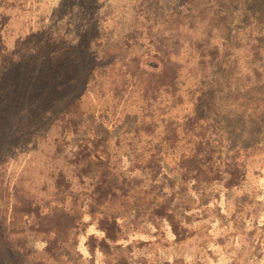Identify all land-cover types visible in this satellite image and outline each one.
Wrapping results in <instances>:
<instances>
[{"label":"rangeland","instance_id":"rangeland-1","mask_svg":"<svg viewBox=\"0 0 264 264\" xmlns=\"http://www.w3.org/2000/svg\"><path fill=\"white\" fill-rule=\"evenodd\" d=\"M158 51L179 81L147 92ZM58 59L90 79L71 117L0 114V264H150L158 225L166 263L264 264V0H0L3 85ZM72 207L116 243L50 245Z\"/></svg>","mask_w":264,"mask_h":264},{"label":"trees","instance_id":"trees-1","mask_svg":"<svg viewBox=\"0 0 264 264\" xmlns=\"http://www.w3.org/2000/svg\"><path fill=\"white\" fill-rule=\"evenodd\" d=\"M154 58L156 59L155 63L147 65L148 67H152L154 70L150 77L151 80L149 82L147 92H155L162 89L168 90L170 86H173V84L179 81V71H173L171 69V58L166 57L165 53H162V51H158ZM63 62L64 60L61 61L58 59V61H54L47 68L41 67L40 69H35L33 71L34 74H37L36 77L41 79V87H43V91L40 95H31L30 93L28 96H25L27 93L25 88L22 87L23 82L15 84L13 88L3 85L2 81H0V114L2 117L5 116L3 120L6 124H10V118L8 115L14 118L23 117V121H21L20 124L25 125V127L28 128V131H32L36 130L34 129L33 122L37 120L45 122L47 121L45 119L52 117L55 121H60L72 116V114L66 111L67 109H59L65 104H69V106H73L74 104L76 105L77 100L87 90L90 79L85 77L83 73H78L75 77L69 75L66 73L68 68L61 65ZM30 79L32 81L31 77ZM38 79L36 80L39 82L40 80ZM38 82L34 84V88L38 86ZM72 85H74V87ZM71 88L74 90L75 94H77V99L72 98V96L67 97ZM11 94L14 98L10 97ZM66 98L68 99L66 100ZM32 99H34V101ZM24 101H28V107L25 105ZM30 124L33 126L29 128ZM66 197H63L62 200L64 201ZM88 202L89 205L94 206L92 199ZM75 203L76 199H74V204ZM71 210L73 212L70 211V213H65L64 216H56V224L50 227L51 233H54L55 242L49 243L50 245L57 242H61L63 244L67 243L69 239L72 238L73 233L86 232L88 227H95L103 235L100 240V247H107L116 243L117 221L118 219L122 220V218H118L117 220L114 219L112 223H108V219L100 220L93 213H89L87 209H76V207H72ZM24 211L28 212V216H31V209L24 208ZM86 216L89 217L88 223ZM173 230L174 231L172 232L175 234L176 242L185 238L183 228L180 229L178 226H173ZM164 232L165 231L161 225L156 227L154 237H157L156 243L158 248L155 249L154 252L152 251V247L150 248L152 241L149 245L144 247L145 251L153 253L154 261L152 260L150 264H170L166 263V261H162V259L166 260L164 258L166 256L164 252L167 249V245L163 244V238L165 237V234H163ZM202 250H204V248H202ZM202 250L201 252H203ZM201 252L196 253L197 256L194 264L207 263V257L210 256L211 253L208 252V254L201 255ZM173 264H178V261H175Z\"/></svg>","mask_w":264,"mask_h":264}]
</instances>
